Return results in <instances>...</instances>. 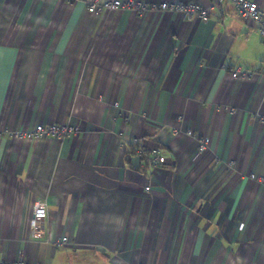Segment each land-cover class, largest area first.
<instances>
[{"label": "crops", "instance_id": "obj_1", "mask_svg": "<svg viewBox=\"0 0 264 264\" xmlns=\"http://www.w3.org/2000/svg\"><path fill=\"white\" fill-rule=\"evenodd\" d=\"M141 1L208 14L0 0V260L264 264V39L227 0ZM236 67L251 73L232 78ZM36 124L82 132L5 131ZM133 137L166 161L138 157ZM36 200L47 213L35 236Z\"/></svg>", "mask_w": 264, "mask_h": 264}, {"label": "built area", "instance_id": "obj_2", "mask_svg": "<svg viewBox=\"0 0 264 264\" xmlns=\"http://www.w3.org/2000/svg\"><path fill=\"white\" fill-rule=\"evenodd\" d=\"M231 2L236 10L238 16L246 19L254 26L257 33L264 39V12L260 9L258 3L255 0H227ZM86 10L90 14L101 15L106 12L113 11H129L136 12L140 15L155 12V11H168L178 12L182 14L186 19L193 18L206 19L208 10L201 4L194 1L190 2H169L162 1L159 3L144 2L141 0H86ZM250 71L236 67L230 71L232 78H245L250 75ZM260 77H264V69L258 72ZM117 104V103H116ZM115 104V105H116ZM183 117L179 115L177 121L181 122ZM7 134L18 139H42V138H54L61 139L64 137L76 135L82 132L80 126L74 124H36L31 130H5ZM171 135H185L193 137L198 141L199 152H205L209 147V138L207 136H196L190 130H183L180 127L172 129ZM130 144L134 146L136 155L143 157L151 166H157L166 161V158L161 154L157 147L147 149L143 144L142 137H133L130 140ZM251 178L257 179L253 174ZM263 180V178H258ZM149 186H145V190H149ZM47 202L45 200H36L32 206V218L31 228L33 235L36 236L37 226L36 223L46 217ZM67 238L63 237L58 241V244H66ZM0 264H26L23 258H19L14 261L0 260Z\"/></svg>", "mask_w": 264, "mask_h": 264}]
</instances>
